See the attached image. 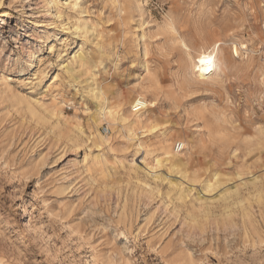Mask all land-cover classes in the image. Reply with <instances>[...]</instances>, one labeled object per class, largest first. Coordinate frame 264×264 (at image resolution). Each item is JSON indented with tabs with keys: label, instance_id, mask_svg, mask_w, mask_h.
Segmentation results:
<instances>
[{
	"label": "rangeland",
	"instance_id": "1",
	"mask_svg": "<svg viewBox=\"0 0 264 264\" xmlns=\"http://www.w3.org/2000/svg\"><path fill=\"white\" fill-rule=\"evenodd\" d=\"M77 1L53 20L45 0H0V264H264V0ZM215 41L216 83H193ZM89 83L149 135L96 129ZM177 134L205 142L178 152L193 184L154 162Z\"/></svg>",
	"mask_w": 264,
	"mask_h": 264
},
{
	"label": "bare ground",
	"instance_id": "2",
	"mask_svg": "<svg viewBox=\"0 0 264 264\" xmlns=\"http://www.w3.org/2000/svg\"><path fill=\"white\" fill-rule=\"evenodd\" d=\"M116 1H118V0H116ZM144 2H145L144 0H135V3L138 6L135 3H134V5H136V8H139V6L142 5ZM69 3H71V2H69ZM125 4H127V3H125ZM57 5L58 4L53 3V0H45V2H44L45 13L47 15L51 16L53 20L55 18H58V17L62 16V13H63V10H64L62 6H59V5L57 6ZM73 5L76 7L77 5H79V2L77 0H75V3ZM55 6H56V10L54 9ZM125 8H126V6H125ZM125 8L123 7V5H120V12L121 13L125 12ZM54 12L56 14H58V16H56V14H54ZM67 24H69V23L67 22ZM74 26H75V31L76 32L87 33V25H86V23L84 21L81 20V21L77 22V20H76V23H75ZM220 45H221L220 41H215L213 44H211L208 48H206L197 57L195 62H192L190 54L186 53L185 57H187V59H190V62L189 61L188 62L189 63L192 62V65H190L191 66V73L190 74H192V76L194 77V79L192 81L193 83L194 82L195 83H200V84H204L206 86L207 85H213V84L216 83V81H217L216 73H217V70H219V65L216 63V57H217L216 56V51H217V49H218V47ZM33 55L34 54L29 52L28 56H26V57L30 61L33 58ZM76 56H78V55L76 54ZM202 58L210 59L211 60V64H200V60ZM228 59L229 58L226 57V60H228ZM53 83H54V77L52 79L51 84H53ZM89 87H91V89H89V92H92L94 97H95V99L99 102L98 103L99 108L97 109V112H98L97 114L98 115H97L96 120L94 121L95 125H96V129H98V127L100 126V123L102 121H104V120L111 121L112 122L111 125H113V122L119 121L120 124H121L122 129L125 130L124 133H125V137H126L127 143H130V141L133 138H135V136L137 134L136 131L143 130L144 136L149 135L148 133L151 131V129H153V126H151L150 128L147 127V126H141L143 121L140 120V115H138L135 118V121L133 122V124H125L124 123L125 119L121 115L119 116L118 111L110 110V109L107 110L106 107H104V103H103V101H101V92L98 89H96L95 87H93L92 84H90ZM4 89L6 91L10 90V88L7 85H6V87ZM51 90H52V87L51 86L48 87V92L51 91ZM22 100H23V98H22ZM36 103L38 104V106H37L38 109L44 110V111H48V113L51 116L55 117L56 121H57V124L59 126L60 125H66L67 123L72 122L74 124V126L77 127V125H78L77 122L70 121V120L66 119V117L64 115H62V113L59 111V108L57 107V105L60 104V103H56V102L52 103V105L50 107H48L49 110L46 109L39 101L36 102ZM95 135H96L95 136V138H96L95 141L96 142H98V143H100L102 145L103 144H107L104 136H102L100 133H96ZM177 136L179 137L180 140L178 142L176 141L172 146H170V143L168 142L169 140H168V138H166V136L162 135L160 138H158V140H157V149L159 150V152H161V154H160L161 157H160V155L157 156L154 159V162H155V165L157 167L162 166V165H165V166L167 165V167H166L167 173L166 174H168L170 177H171V174L174 173L175 175L179 176V178H180L179 180H181L183 182H185V181L186 182H190V183L193 184V183H195L198 180L197 179L198 175L195 174V173H192V174L189 173V170H190L189 169V163H188V159L186 158V155H184L185 153H181V154L175 153L174 152V146H175L176 143H180V144L183 145L184 149H185V146H188V145H191V147H195L197 149V147H199L200 145H202L205 142H203V139H202L203 136H201L202 137L201 139H197V138L194 139L192 136L189 139H187L186 136L182 137V134H177ZM205 140H206V138H205ZM137 141H139V143L141 144L140 140H137ZM187 150H189V149H187ZM136 153H137V151H136ZM144 153L150 154L149 151L148 152L144 151ZM142 164L144 165L145 168L153 169V168H150L144 161H143ZM151 166L153 167V165H151ZM157 167H156V169H157ZM170 177H168V178H170ZM154 178H157V176L154 175ZM157 180H160V179H157ZM172 181H174V180H172ZM172 181L168 183L169 186L171 188H175V189L179 188L180 190L178 189V192L181 193L182 182L173 183ZM186 182H185V184H186ZM218 185H219L218 176H216L215 174H212V175L208 176L207 179L205 180L204 188L207 189V190H214Z\"/></svg>",
	"mask_w": 264,
	"mask_h": 264
},
{
	"label": "built area",
	"instance_id": "3",
	"mask_svg": "<svg viewBox=\"0 0 264 264\" xmlns=\"http://www.w3.org/2000/svg\"><path fill=\"white\" fill-rule=\"evenodd\" d=\"M141 107H142L141 105L137 104L135 106V109L139 110ZM183 149H184V147L180 143H176L175 146H174V151L177 152V153L183 151Z\"/></svg>",
	"mask_w": 264,
	"mask_h": 264
},
{
	"label": "snow or ice",
	"instance_id": "4",
	"mask_svg": "<svg viewBox=\"0 0 264 264\" xmlns=\"http://www.w3.org/2000/svg\"><path fill=\"white\" fill-rule=\"evenodd\" d=\"M200 64H211V60L210 59H206V58H202L200 60Z\"/></svg>",
	"mask_w": 264,
	"mask_h": 264
}]
</instances>
